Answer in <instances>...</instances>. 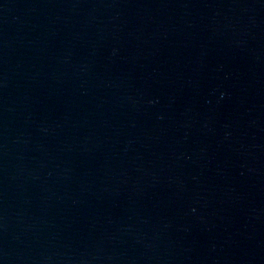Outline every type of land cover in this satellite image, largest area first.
<instances>
[{"label": "water", "instance_id": "95a60500", "mask_svg": "<svg viewBox=\"0 0 264 264\" xmlns=\"http://www.w3.org/2000/svg\"><path fill=\"white\" fill-rule=\"evenodd\" d=\"M0 264H264V0H0Z\"/></svg>", "mask_w": 264, "mask_h": 264}]
</instances>
